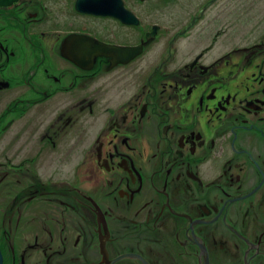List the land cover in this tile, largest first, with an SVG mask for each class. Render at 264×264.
Here are the masks:
<instances>
[{
    "label": "flooded vegetation",
    "instance_id": "obj_1",
    "mask_svg": "<svg viewBox=\"0 0 264 264\" xmlns=\"http://www.w3.org/2000/svg\"><path fill=\"white\" fill-rule=\"evenodd\" d=\"M47 1L0 0V264H264V0Z\"/></svg>",
    "mask_w": 264,
    "mask_h": 264
},
{
    "label": "water",
    "instance_id": "obj_2",
    "mask_svg": "<svg viewBox=\"0 0 264 264\" xmlns=\"http://www.w3.org/2000/svg\"><path fill=\"white\" fill-rule=\"evenodd\" d=\"M75 6L80 12L114 17L125 24L136 23L130 13L125 10L122 0H77Z\"/></svg>",
    "mask_w": 264,
    "mask_h": 264
},
{
    "label": "rangeland",
    "instance_id": "obj_3",
    "mask_svg": "<svg viewBox=\"0 0 264 264\" xmlns=\"http://www.w3.org/2000/svg\"><path fill=\"white\" fill-rule=\"evenodd\" d=\"M168 1H169V0H167L166 5L163 7V8H165V9H163L162 11H164V10H171V11L173 12V11L176 9V5L172 4L171 6L168 7V6H167ZM173 1H174V0H173ZM47 2H48V3H46L45 6H46V7H49V8H52V9H54V8H53L51 5L49 6V3L51 4L52 2L55 3V4L57 5V7L60 8V9H61V7L63 6V5L60 4V3L57 4L54 0H48ZM66 3H67V1L64 2L63 4H66ZM45 6H44V8H46ZM75 7H76V6H75ZM162 11L159 13V12H157L156 10H150V11H149V14H150L151 16H149L148 19H149V20H152V22H153V21H158V19H161V18H162V16H161ZM82 13H84V12H82ZM156 19H157V20H156ZM155 50L157 51L158 48H155ZM153 56H154L153 53L150 54V59H148V60H149V61L152 60V59H153Z\"/></svg>",
    "mask_w": 264,
    "mask_h": 264
}]
</instances>
